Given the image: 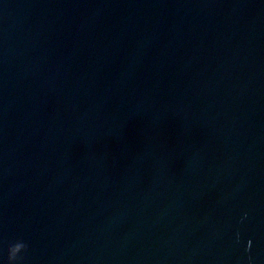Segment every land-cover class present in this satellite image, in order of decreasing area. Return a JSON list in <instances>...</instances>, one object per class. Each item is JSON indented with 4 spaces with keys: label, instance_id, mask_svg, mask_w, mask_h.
Wrapping results in <instances>:
<instances>
[{
    "label": "water",
    "instance_id": "obj_1",
    "mask_svg": "<svg viewBox=\"0 0 264 264\" xmlns=\"http://www.w3.org/2000/svg\"><path fill=\"white\" fill-rule=\"evenodd\" d=\"M264 264V0H0V264Z\"/></svg>",
    "mask_w": 264,
    "mask_h": 264
},
{
    "label": "clouds",
    "instance_id": "obj_2",
    "mask_svg": "<svg viewBox=\"0 0 264 264\" xmlns=\"http://www.w3.org/2000/svg\"><path fill=\"white\" fill-rule=\"evenodd\" d=\"M20 249H26V245L22 242H17L14 245H12L9 248V255H8V260L9 264H13V262L18 261V259H22V257L16 256L15 253L19 252Z\"/></svg>",
    "mask_w": 264,
    "mask_h": 264
}]
</instances>
